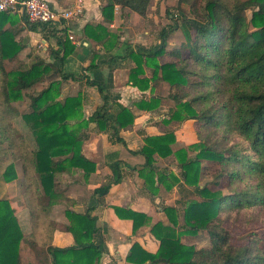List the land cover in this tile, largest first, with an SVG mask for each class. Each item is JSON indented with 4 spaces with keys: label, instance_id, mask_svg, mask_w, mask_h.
Instances as JSON below:
<instances>
[{
    "label": "trees",
    "instance_id": "16d2710c",
    "mask_svg": "<svg viewBox=\"0 0 264 264\" xmlns=\"http://www.w3.org/2000/svg\"><path fill=\"white\" fill-rule=\"evenodd\" d=\"M151 1L106 0L102 13L109 23L114 20L116 6L146 16ZM186 1H191L196 9L195 0ZM248 9L252 10L250 20L245 14ZM195 12L198 20L183 17L182 22L170 12L174 22L162 28L161 44L148 49L127 45L125 55L119 57L135 63L129 72V83L140 90L153 89V83L156 85L159 80L168 83L173 89L169 97L174 106L163 122L193 119L198 123L199 139L193 145L197 151L194 156L185 148L173 150L176 143L173 131L146 136L142 149L134 151L145 158L142 167L135 169L152 195L158 193L160 185L167 190L180 186L185 192L182 197L186 198L178 201L179 207L163 206L170 224L162 221L152 224L151 232L160 241L158 251L149 252L135 242L127 260L137 264H264V236L250 233L245 243L235 244L226 227L228 221L241 216L247 221L256 218L264 221V0H202ZM17 16L0 12V145L7 143L14 159L22 160L27 193L36 185L34 196L38 203L31 206V220L42 216L45 225L42 221L40 225L49 227L51 233L45 248L42 247L45 264H99L105 249L93 241L98 226L92 208L85 213L67 210L70 223L65 228L72 233L75 244L52 245L57 224L48 218L58 200L55 177L59 172L71 173L76 169L82 170L87 179L96 170L95 162L82 154V141L88 134L78 132L79 129L95 123L112 140L124 142L120 131L131 127L136 116L130 106L114 102L103 83L86 74V70L98 68L95 59L99 52L93 51L89 66L82 68L84 72L63 70L68 55L75 50L67 26L60 28L25 19L29 30L44 32L49 43L55 40L54 45L50 43L49 53L59 65L38 57L30 66L8 71L5 59L14 58L26 46L16 39ZM180 28L185 46L168 50V37ZM84 33L108 52L121 41L120 34L111 32L103 23H87ZM167 56L171 59H166ZM69 79H86L102 98L87 119L81 120V96L58 99L60 83ZM41 81L51 82L41 91L26 94L32 110L21 114L14 102L23 99L24 91ZM162 99L160 95H152L138 99L133 105L141 110H155ZM20 116L35 139L32 148L14 123ZM70 121L76 127L71 128ZM14 147L19 148L18 152ZM156 155L176 161L179 175L157 166ZM108 156L113 158L111 154ZM109 165L112 176L96 188L97 194H106L123 179L124 162L115 159ZM4 173L7 181L14 179V163ZM186 185L193 188L186 189ZM27 198L30 200L29 195ZM114 208L118 216L132 219L134 232L151 223L145 213ZM203 231L210 236L209 246L182 241L183 235ZM22 241H28L32 247L39 244L34 236L23 233L9 200L0 199V264H22Z\"/></svg>",
    "mask_w": 264,
    "mask_h": 264
},
{
    "label": "crops",
    "instance_id": "0c3cea01",
    "mask_svg": "<svg viewBox=\"0 0 264 264\" xmlns=\"http://www.w3.org/2000/svg\"><path fill=\"white\" fill-rule=\"evenodd\" d=\"M78 2H82L84 11L77 18L69 21L67 25V33L72 44L75 46V50L68 55L63 70L65 72L75 73L84 72L82 68L89 66L91 58L94 56L93 51L99 52V57L95 59V62L99 65L98 68L86 70V74L91 80L103 83L114 102H119L125 106L128 105L131 107V104H127L126 101L130 99V97H127L129 88L126 83L131 67L128 68L124 66L126 65V60L119 59L120 56L125 55V44L123 43L125 37L121 35L120 43H118L112 51L108 52L103 50L101 45L96 44L85 35L84 26L87 23H103L111 32H116L115 27L117 21H124L120 13L125 12L129 18H135L139 15L133 13V11L130 14L129 11H127L129 9H122L116 6L114 20L109 23L105 21L102 13V5L106 0H53V5L56 7H67ZM125 14H123V16H125ZM43 39L48 44L44 49H47V47L49 49V41L45 38ZM50 43L54 45L52 40ZM52 62L59 65V61L55 59ZM69 81L76 80L69 79L64 82L66 83ZM77 82H84L98 105L101 104L102 98L96 87L87 84L86 79L78 80ZM125 89H127L126 92H124ZM112 90L118 92V94H116L117 100H115ZM131 93L133 94L132 97L140 95V91L137 89L131 90ZM14 105L16 106L15 103ZM132 110L137 115L134 126L120 131V136L123 138L124 142L112 140L109 133H104V131L99 130L95 123L91 125V131L89 132L90 137L87 143H94L93 141L96 140V136L99 141L97 144L88 146L86 149L87 154L86 152L85 154L95 160L94 162L97 164V170L87 179H85L84 174L80 173L81 170L76 169L71 173L63 171L56 174V177L60 179L67 180V178H70L71 185L75 186V189L70 191L68 195L71 199V210L84 213L88 208H92L91 213L97 218L98 232L95 234L93 241L97 245L101 244L105 249V253L99 264H137L127 260V255L135 242H138L149 252H157L160 241L151 232V226L158 221L170 224L163 210V206L169 204L176 205L181 196L185 195L183 188L180 186L174 187L173 190H175V192L164 188L156 195H152L146 189L145 180L139 175V171L137 170L142 167L145 158L141 154H135L134 151L142 149L144 145V136H154L162 133L161 129L155 125L156 117L153 113L142 111L137 108H133ZM84 148H86V146H84ZM7 151L8 148L0 155V163H5L4 169L0 173V199L9 200L19 220L23 233L33 236L35 234V229L34 227L32 229L30 222L31 206L27 204L24 199H28L27 190L21 189V171L15 160L7 159L9 156L6 153ZM109 154H111L113 158H109ZM115 159H119L125 164L122 169V181L112 185L111 189L106 194H97L95 192L96 188L106 184L110 180L112 170L109 164ZM11 163L15 165L16 177L11 181H6L4 179L5 168ZM156 164L160 168L167 165L162 161ZM170 168L176 172L175 174L178 173L174 165ZM85 184L94 185L92 193L89 196L85 195L84 189L81 190V186H85ZM161 186L163 185H160V188ZM78 188H80V190ZM185 188L187 189L188 187ZM176 193H178V195ZM60 206L61 205H57L58 208ZM115 206L145 213L151 218V223L143 225L134 232L132 219L118 216L114 208ZM53 207L54 205L49 211V219H54L52 220L54 222L62 221L63 218L60 217V214H57L58 210H56V208L53 209ZM65 227L66 226L59 228L57 223V229L52 234L51 243L53 246L66 247L75 244L72 233L67 231ZM38 228L37 229L41 231V225H38ZM42 232L43 238L38 240L39 244L37 247H32L28 244V241H22L20 247V259L22 264H45L46 256L42 252V247L45 248L44 243L50 240L51 233L47 226L42 227ZM47 259H49L50 262L51 258L49 255Z\"/></svg>",
    "mask_w": 264,
    "mask_h": 264
},
{
    "label": "rangeland",
    "instance_id": "374dc122",
    "mask_svg": "<svg viewBox=\"0 0 264 264\" xmlns=\"http://www.w3.org/2000/svg\"><path fill=\"white\" fill-rule=\"evenodd\" d=\"M196 1V9L194 6H191V1H186V0H152L151 4L148 9V13L146 16H141L137 12L133 10H127L131 14L133 13L139 15L136 16L135 18L131 17L129 18L125 12L120 13V16L124 18V21L121 22L120 20L117 21L115 30L116 33L120 34V36H124L123 43L125 44V49L126 46L131 45L134 48H139L143 47L145 49L148 48H153L156 45H159L162 43V39H160V32L162 28L168 27L169 25L173 24L174 20L170 18V12H173L177 14V18L179 22L183 21V17H186L189 20H198L197 19V9L200 8V5H202V0H195ZM128 9V8H125ZM252 10L248 9L245 14H247L248 19L250 20ZM125 14V16H123ZM18 17V16H17ZM19 19L16 22V28L19 31V33L16 36L17 40H20L22 43H26V46L24 49H22L14 58L12 59H5L4 61V66L8 71L11 70H16L20 68H25L27 66H30L32 62L36 58H41L44 60V62H52L54 58L51 56L49 53V49H44L48 44L45 42L44 38V32H34L29 30L28 25L25 21L24 17L19 16ZM128 20V22H127ZM7 27V26H6ZM252 29V28H251ZM47 33V31H45ZM53 42H55L54 39H52ZM186 39L184 36V33L182 29H177L174 31L167 39V49L171 50L173 48H178L185 46ZM50 46V43H49ZM166 59H171V57L167 56ZM134 62L131 59L126 60V65L128 68L134 66ZM131 69V68H130ZM147 75H151L150 69L146 70ZM130 72V70H129ZM58 79V78H56ZM51 81H41L35 84L31 89L25 90L24 91V98L21 100H18L14 102L16 104L17 109L21 112V114L30 112L32 110L31 107V101L29 97L26 95L29 92L35 93L38 91H41L49 86ZM126 85L129 88V93L127 92V97L130 99H127V104H131L132 109L137 108L135 105H133V102L137 101L140 98L146 97L149 98L152 95H160L162 96V102L160 106L155 109V110H142V111H147L151 112L154 114L156 117L155 125L161 129V133L163 134L165 131H173L175 138H176V143L173 144V150L176 151L179 148H185L188 151V154L190 156H194L196 154V150L194 149L195 147L193 146L198 142V137H197V132H198V123L193 120V119H187L181 122H171L168 124H165L163 122V119L168 117L169 112L171 107L174 106V101L169 97V94L172 93L173 89L168 85L167 82L163 80H159L158 84H154L153 89H148L146 91L140 90L138 87L133 86L129 83V73H128V79ZM132 88V89H130ZM139 90L140 95L137 97H132L133 94L131 93V90ZM127 89H125L124 92H126ZM58 91L60 93L58 99H64L65 97L69 96H81L82 98V105H81V120L82 119H87L89 115L94 111V109L97 107L98 103L97 101L92 97V94L89 92L88 87L84 84V82H77V81H69V82H61ZM113 91V90H112ZM113 96L115 100H117L116 94H118L117 91H113ZM122 95V93H121ZM128 106V105H127ZM117 109L116 106H114V111ZM141 110V109H139ZM133 111V110H132ZM134 113V112H133ZM135 114V113H134ZM137 117V115L135 114ZM135 117V119H136ZM71 123V128L76 127V124H74V121H70ZM17 129L19 132L26 138L28 145L30 148L35 146V139L33 137V134L28 127V125L25 123V121L21 118V116L14 121ZM93 123H89L88 126H84L81 129L78 130V132H86L88 134V137L82 141V154L87 157L90 160V157H88L86 154V149L88 146L92 144H97L99 141L98 137L96 136V140H94V143H87V140L90 137V131H91V125ZM134 124L129 127L132 128ZM127 128V129H129ZM106 131H104L105 133ZM108 133V132H107ZM161 135V134H160ZM146 136H144L145 138ZM86 142V143H85ZM5 146V147H3ZM86 146V148H84ZM8 148V151L6 152L9 156L7 159H13L17 162V166L19 167V170L21 171L22 178H21V189L23 190H28L27 186V176H25L24 172V164L21 159H14L13 153L11 149H9L8 144L4 143L0 145V155L4 152V150ZM15 149V147H14ZM19 150L18 147H16L15 151ZM86 152V154H85ZM156 161H162L164 164H167L163 166L162 168L167 169L168 171H172L176 173L172 168H170L172 165H174L177 170H178V175L180 173V168L177 166L176 161H174L172 158H162L158 155H156ZM95 161V160H93ZM15 162V163H16ZM156 162V163H157ZM96 164V162H95ZM8 164L6 168L9 166ZM5 163H0V173L4 169ZM15 167V165H14ZM5 168V169H6ZM96 170H97V164H96ZM95 170V171H96ZM94 171V172H95ZM83 174V171L81 170L80 172ZM1 176V175H0ZM5 179V178H4ZM86 179V178H85ZM6 180V179H5ZM7 181V180H6ZM11 181V180H10ZM39 183V180H37ZM204 182V181H203ZM55 184L57 187V193H58V200L56 201L53 207L56 208L57 214H60V217L63 218L62 221H56L58 223L59 228L67 226L70 223L69 218L66 215L67 210H71V199L69 198V193L70 191L74 190L75 186L71 185L70 178L65 179H60L59 177L55 178ZM188 188L187 189H192L193 187L186 185ZM94 185L93 184H85V186H81V190H85V195L89 196L92 193ZM175 187V186H174ZM174 187L171 190L174 189ZM164 186H159V191L164 189ZM80 190V188H78ZM166 189V188H165ZM36 185L32 186L30 188L29 192L27 193L30 197V200L25 199L26 203L29 204L30 206L35 205V203H38L36 195L34 196V193L36 192ZM167 190V189H166ZM158 191V193H159ZM175 192V190H173ZM157 193V194H158ZM178 195V193H176ZM175 194V195H176ZM174 195V196H175ZM182 195V194H180ZM181 198H186L182 197ZM180 198V199H181ZM179 199V200H180ZM178 200V201H179ZM176 205L172 206H177L179 207L180 204L178 203ZM57 205H61L59 208ZM170 205V204H169ZM58 208V209H57ZM182 208V207H181ZM52 209V211H53ZM182 211V209H180ZM73 211V210H72ZM31 212V211H30ZM76 212V211H75ZM85 213V212H84ZM39 216V215H38ZM31 218V216H30ZM40 219V220H39ZM38 218L31 220V226L32 229L34 227L35 229V234L33 235L35 239L39 240L43 238V232H42V225H45L43 221V217L39 216ZM49 220V218H48ZM54 220V219H51ZM19 221V220H18ZM40 221L41 222V231L38 230V225L40 226ZM56 223V224H57ZM20 224V223H19ZM226 227L229 229V233H231V238L232 241L235 244H243L248 240V236L250 233H257L262 236H264V221L261 219H254L251 221H247L246 217H239L238 220H230L227 222ZM38 228V229H37ZM39 231V232H38ZM182 241L185 242L186 244H199L203 246H209L210 245V236L206 232H199L196 235H183L182 236ZM26 242V241H25ZM29 244V243H28Z\"/></svg>",
    "mask_w": 264,
    "mask_h": 264
},
{
    "label": "built area",
    "instance_id": "2783aa9c",
    "mask_svg": "<svg viewBox=\"0 0 264 264\" xmlns=\"http://www.w3.org/2000/svg\"><path fill=\"white\" fill-rule=\"evenodd\" d=\"M83 11L82 2L56 7L53 0H0V12L17 14L30 23H46L60 28L67 26L69 21L80 16Z\"/></svg>",
    "mask_w": 264,
    "mask_h": 264
}]
</instances>
